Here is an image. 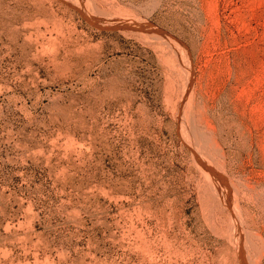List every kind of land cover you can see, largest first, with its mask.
<instances>
[{
    "label": "rangeland",
    "instance_id": "rangeland-1",
    "mask_svg": "<svg viewBox=\"0 0 264 264\" xmlns=\"http://www.w3.org/2000/svg\"><path fill=\"white\" fill-rule=\"evenodd\" d=\"M0 264H264V0H0Z\"/></svg>",
    "mask_w": 264,
    "mask_h": 264
}]
</instances>
